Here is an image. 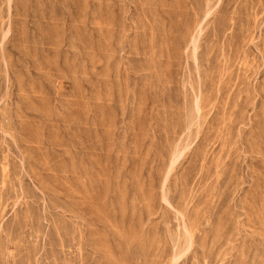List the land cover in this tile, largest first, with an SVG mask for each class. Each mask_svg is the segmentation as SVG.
Listing matches in <instances>:
<instances>
[{
  "label": "rangeland",
  "instance_id": "374dc122",
  "mask_svg": "<svg viewBox=\"0 0 264 264\" xmlns=\"http://www.w3.org/2000/svg\"><path fill=\"white\" fill-rule=\"evenodd\" d=\"M0 264H264V0H0Z\"/></svg>",
  "mask_w": 264,
  "mask_h": 264
},
{
  "label": "bare ground",
  "instance_id": "6f19581e",
  "mask_svg": "<svg viewBox=\"0 0 264 264\" xmlns=\"http://www.w3.org/2000/svg\"><path fill=\"white\" fill-rule=\"evenodd\" d=\"M179 259V258H178Z\"/></svg>",
  "mask_w": 264,
  "mask_h": 264
}]
</instances>
